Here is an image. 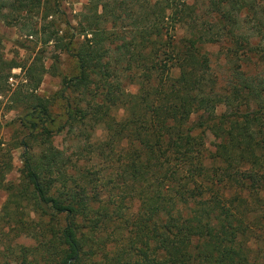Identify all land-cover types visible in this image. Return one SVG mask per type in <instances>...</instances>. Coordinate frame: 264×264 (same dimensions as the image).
<instances>
[{"label": "trees", "instance_id": "16d2710c", "mask_svg": "<svg viewBox=\"0 0 264 264\" xmlns=\"http://www.w3.org/2000/svg\"><path fill=\"white\" fill-rule=\"evenodd\" d=\"M129 1L139 9L130 23L123 22L118 0L117 8L112 0L89 1L77 72L63 76L58 92L63 124L51 99L35 92L47 71L37 59L13 93L22 108L18 122L28 132L0 147V188L9 193L0 213L6 227L35 225L48 236L32 255L22 243L8 244L2 264H261L264 74L256 71L264 61L231 66L224 83L201 49L221 42L218 27L229 25L223 41H232L240 15L254 12L256 1L209 0L219 24L208 28L192 25L197 5L189 0ZM53 8L46 0H0V19L33 35L39 32L34 19L47 21ZM182 26L191 36L176 40ZM138 27L150 36L137 40L132 31ZM62 41L60 47L68 45ZM21 66L0 57V91ZM126 81L139 92L129 91ZM119 108L122 118L113 113ZM98 119L106 130L102 139L93 138ZM66 124L78 127L72 153L53 139L55 127L60 132ZM208 128H222L214 151L202 138ZM19 146L23 167L15 184L7 174ZM26 206L35 221L21 218Z\"/></svg>", "mask_w": 264, "mask_h": 264}, {"label": "rangeland", "instance_id": "374dc122", "mask_svg": "<svg viewBox=\"0 0 264 264\" xmlns=\"http://www.w3.org/2000/svg\"><path fill=\"white\" fill-rule=\"evenodd\" d=\"M47 3L54 5L55 9L52 16L48 17L47 21H43L40 18H35L33 23L35 27L39 30L37 34L27 35V30L24 31L17 26H9L3 20L0 19V57H2L6 62L14 61L22 66L15 67L11 70L8 82L4 85L5 87L0 91V144L1 148L10 147V144L14 142H19L27 130H23L18 122L19 117L22 113V108L13 103L12 97L13 93L17 88L24 86L26 83L25 71L34 60L37 63H42L46 66L47 71L44 73L41 83L38 89L35 91L37 94L43 96L44 98L51 99L52 110L55 115H58L57 123L63 124L66 119L61 115L64 114V101L59 98L58 92L62 88L63 76L73 75L77 72L78 59L75 54L78 52L80 45L84 41L85 37L80 33V24H85L84 15H92V12L88 9L90 0H46ZM116 0H112V3L117 8ZM122 3L123 9H118V12L122 11L123 22L130 23L133 20V15L138 16L139 9L135 2L131 3L129 0L123 1L118 0ZM254 1V0H253ZM257 4V9L249 14L240 15V29H236V36L232 41L224 42L225 33L230 32V27L227 25V31H220L219 27L216 28V32L220 34L221 42H206L201 45L203 52L208 53V57L211 60L212 71L219 76L220 79L227 81L230 78L231 72L230 67L240 64L246 60H263L264 61V0H255ZM190 3H195L197 8L195 9V19L191 22L192 25L195 23L202 28H208L211 25L219 24V16L211 11L209 0H189ZM131 16V17H130ZM42 24L44 26H42ZM86 25V24H85ZM147 28H135L132 31L137 40H140L142 35L150 36L149 32H146ZM139 32H142L139 35ZM131 31H127L126 36H131ZM51 34L53 39L49 43H44V37ZM229 35V34H228ZM141 36V37H140ZM176 40L184 36H191V32L186 26L178 29V34L173 35ZM233 35H229L232 37ZM146 37V38H147ZM170 38V37H169ZM167 37V40H169ZM63 39V41L61 40ZM63 44H68L64 46H59V42ZM161 43L159 47L163 49ZM69 46V48H66ZM164 49H167L164 46ZM235 62V63H234ZM56 65L58 70L56 71L53 66ZM36 66V65H35ZM40 66V65H39ZM38 66V67H39ZM6 69V73L9 72ZM172 75L177 76L179 74L178 68L172 69ZM257 73L264 74V69L257 70ZM121 74L122 80H127ZM14 78L11 81L10 78ZM128 81V80H127ZM125 83V87L133 93L139 92V85ZM13 82V85H12ZM74 96L73 94H71ZM69 94V96H71ZM224 111V107L220 106L218 112ZM114 114L118 118H122L125 114L124 108L114 109ZM95 130L93 138L102 139L106 135V130L103 121L95 120ZM54 135V142L57 146L62 149H67L69 153L75 152L76 144L75 136L78 132V127H70L66 124V127L62 131H57ZM222 128L211 130L207 129L202 134L206 145L211 150H216L219 143L222 140V135L220 134ZM24 152V147L19 146L12 149V159H13V169L7 174V181L14 182L15 184L19 182L21 175V168L23 167L22 154ZM9 197L7 190L0 188V212ZM137 208V204L134 205ZM23 211L21 217L25 219V223L31 222V220H36L35 213H30V208L28 206ZM23 210V209H22ZM11 219V218H10ZM7 219L2 218V213H0V264L4 262L2 250L8 244L22 243L27 249H29L30 255H32L33 246H35L40 240H43L48 235L45 231L41 230L35 225H25L15 231L5 224ZM5 226V228H4ZM2 229L7 231L10 229L9 233H4ZM257 246L254 244V247ZM264 264V258L260 261Z\"/></svg>", "mask_w": 264, "mask_h": 264}, {"label": "built area", "instance_id": "2783aa9c", "mask_svg": "<svg viewBox=\"0 0 264 264\" xmlns=\"http://www.w3.org/2000/svg\"><path fill=\"white\" fill-rule=\"evenodd\" d=\"M10 79H11V81H13L14 78L11 77ZM12 85H13V82H12Z\"/></svg>", "mask_w": 264, "mask_h": 264}]
</instances>
